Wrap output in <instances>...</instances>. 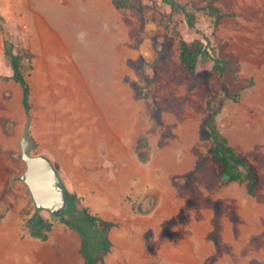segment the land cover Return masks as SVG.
<instances>
[{
  "label": "rangeland",
  "instance_id": "1",
  "mask_svg": "<svg viewBox=\"0 0 264 264\" xmlns=\"http://www.w3.org/2000/svg\"><path fill=\"white\" fill-rule=\"evenodd\" d=\"M2 1L5 7L12 2ZM180 1L190 9L213 2L222 10L219 22L198 10L197 28L230 62L225 75L210 59L194 75L185 69L178 39L164 37L171 15L187 40L198 34L163 0H147L143 12L120 10L114 0H30L34 11L27 17L34 23L45 16L62 33L68 56L63 88L76 91L100 120L107 143L102 161L128 188L125 215L115 229L126 237L104 264H264V0ZM25 27L6 19L14 42L27 35ZM4 47L0 28V67H9ZM225 80L241 91L236 100L226 99ZM11 95L25 115L18 83ZM210 99L221 108L220 128L257 173L254 195L244 182H219L204 130ZM143 136L149 147L138 151ZM149 189L157 191L159 203L142 214L137 205ZM79 239L70 237L77 254ZM51 247L55 255L47 264H66L63 243Z\"/></svg>",
  "mask_w": 264,
  "mask_h": 264
},
{
  "label": "crops",
  "instance_id": "2",
  "mask_svg": "<svg viewBox=\"0 0 264 264\" xmlns=\"http://www.w3.org/2000/svg\"><path fill=\"white\" fill-rule=\"evenodd\" d=\"M2 3L0 0V9H10L5 14L0 10V15L8 21L13 18L15 22H24L27 35L22 40L34 53L33 70L28 76L32 86L29 133L34 142L33 153L50 158L66 188L82 197L92 212L119 224L127 208L128 188L118 184L110 173L109 161H102V148L105 150L107 143L102 139L100 120L79 102L76 91L63 88L60 79L66 73L68 56L62 50V33L48 26L45 16L29 23L27 15L34 11L30 0H12L8 8ZM16 83L0 79V264H47L46 260L52 261L55 255L51 245L57 242L64 245L61 260L66 264H84L80 249L77 254L70 248V237L80 235L57 218L53 221L47 211L42 214L53 222L47 240L31 236L26 225V216L35 213L36 203L22 179L27 169L21 156L27 116L12 101L11 89ZM117 227L111 232L114 247L105 263L115 252V244L123 243L126 237L115 232ZM45 244L49 248L43 249ZM79 244L81 247V238Z\"/></svg>",
  "mask_w": 264,
  "mask_h": 264
},
{
  "label": "trees",
  "instance_id": "3",
  "mask_svg": "<svg viewBox=\"0 0 264 264\" xmlns=\"http://www.w3.org/2000/svg\"><path fill=\"white\" fill-rule=\"evenodd\" d=\"M163 1L171 8L172 12L183 13L190 29L195 30L198 34L195 39L187 40L177 29V26L172 25L174 22L171 15L170 26L167 28V33L164 37L172 34L178 39L180 57L185 69L194 75L198 70L199 64L204 60L210 59L214 62L215 70L225 75L230 68V62L220 57L212 36L197 28L198 10L205 11L216 22H219L224 17L222 10L215 6L213 2L205 6H193L190 9L188 4L180 0ZM114 3L123 11L137 10L143 12L148 5L147 0H114ZM0 26L4 34L5 43L3 54L9 62V67H0V79L14 80L21 86L22 103L27 116V131H29L32 121L33 103L32 86L28 76L33 70L34 53L26 46L23 40L14 42L10 39V32L6 28V18L3 15H0ZM157 45H159L158 42ZM9 71L11 74H8ZM252 84V80H250L249 84L244 83L242 91ZM224 89L226 99L236 100L241 95V91H232L226 80L224 81ZM220 110L221 108L216 109L214 106V99H210L204 124V130L211 139V153L219 163V182L221 185L232 182H244L248 193L254 195L258 186L257 173L253 165L239 152L220 128L218 122ZM148 147L147 138L143 136L138 141L137 150L141 151ZM67 193L69 199L67 211L62 214L51 213L68 228L80 235V252L84 257V264H104L114 247L111 232L118 223L92 212L77 193L70 192L68 189ZM43 210L36 205L35 213L26 216V225L30 228L31 236L47 240L53 229V222L41 214Z\"/></svg>",
  "mask_w": 264,
  "mask_h": 264
},
{
  "label": "water",
  "instance_id": "4",
  "mask_svg": "<svg viewBox=\"0 0 264 264\" xmlns=\"http://www.w3.org/2000/svg\"><path fill=\"white\" fill-rule=\"evenodd\" d=\"M21 145V156L27 164L22 179L29 186L37 207L54 214L66 212L69 205L68 193L54 162L44 155L33 153L34 142L29 131L25 133ZM159 199L157 191L149 189L140 199L137 210L148 214L157 207Z\"/></svg>",
  "mask_w": 264,
  "mask_h": 264
}]
</instances>
